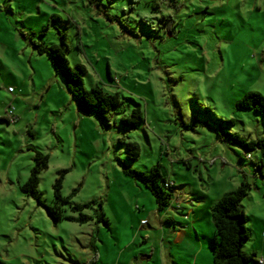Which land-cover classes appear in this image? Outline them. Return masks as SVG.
I'll return each instance as SVG.
<instances>
[{
	"label": "rangeland",
	"instance_id": "374dc122",
	"mask_svg": "<svg viewBox=\"0 0 264 264\" xmlns=\"http://www.w3.org/2000/svg\"><path fill=\"white\" fill-rule=\"evenodd\" d=\"M61 34L71 64L87 68V88L121 93L110 127L78 110L48 55L34 47L61 44ZM247 92L264 95V0H0V259L134 264L173 241L183 261L187 243L168 234L183 230L199 234L214 264L212 206L243 181L251 185L242 202L251 231L243 251L264 259V155L256 149L245 157L218 132L264 137L262 114L237 106ZM138 104L145 120L127 129L121 117ZM134 141L140 155L130 160L126 146ZM36 150L49 155L43 201L54 203V183L67 169L62 193L78 188L73 204L94 200L84 210L92 220H54L23 190ZM155 165L174 185L164 210L124 172ZM65 214L79 215L70 205Z\"/></svg>",
	"mask_w": 264,
	"mask_h": 264
},
{
	"label": "trees",
	"instance_id": "16d2710c",
	"mask_svg": "<svg viewBox=\"0 0 264 264\" xmlns=\"http://www.w3.org/2000/svg\"><path fill=\"white\" fill-rule=\"evenodd\" d=\"M93 2V0H91ZM52 18H55L52 15ZM62 43L46 44L44 42H34V47L40 53H46L55 69V72L62 76L65 85L73 97L80 112L95 116L102 121L103 127L111 126V111L120 106L123 102L121 93L107 91L101 85H95L87 88L84 83V75L87 68L83 64L72 65L67 57L66 50L68 46L65 36L61 34ZM239 108H253L260 112L264 118V95L260 92H247L241 100L237 102ZM144 113L141 105L134 107L130 114L121 117L122 125L127 128H135L144 122ZM232 122V121H231ZM198 122L191 123L195 126ZM187 125V124H186ZM189 126V125H187ZM221 136H227L231 142L239 145L245 151V157H252L250 153L259 149L264 155V137L258 139H247L238 132H232L228 128L222 127L218 130ZM127 155L130 160H135L140 155V144L138 142H129L126 146ZM49 165V155L36 150L34 165L31 174L25 184L22 186L26 192L37 196L39 202L43 204L49 216L54 220L70 219L81 223L88 222L94 217L84 212L85 208L92 205L95 201H89L83 204H73L72 197L77 193L75 188L71 194L63 195L64 169L54 183V203L46 204L39 192L40 174L47 169ZM124 172L143 182L152 192L158 204L159 210L167 209L171 206L174 193V185L171 180L164 175L158 165L153 166L149 171L125 166ZM251 185L243 181L237 188L227 191L212 206V217L215 225V232L211 236L210 248L213 254L214 264H249L250 261H259L257 253L248 254L243 251V244L251 236V231L247 227V214L242 204L243 199L249 194ZM70 205L74 212L79 215L65 214V206ZM99 219L109 225V220L103 210L98 214ZM260 262V261H259ZM0 264H6L0 259Z\"/></svg>",
	"mask_w": 264,
	"mask_h": 264
},
{
	"label": "crops",
	"instance_id": "0c3cea01",
	"mask_svg": "<svg viewBox=\"0 0 264 264\" xmlns=\"http://www.w3.org/2000/svg\"><path fill=\"white\" fill-rule=\"evenodd\" d=\"M144 221V219H142ZM169 237L174 238V242L184 244L187 243V246L182 247L185 252L181 253L183 257V261H179L177 258V254L173 249V241H170V247L163 246L159 256H156V251L152 250L149 254H141L142 256L139 258L138 256L134 257L137 259V262H133L134 264H151L150 261L155 260V264H212L207 260V251L206 247L203 246L201 240L199 238V234L196 238H194L193 234L190 231H179L173 232L168 231ZM200 240V241H199ZM132 241V240H131ZM130 241V243H132ZM164 236L162 237V243L165 242ZM132 261L131 256L128 257V262Z\"/></svg>",
	"mask_w": 264,
	"mask_h": 264
},
{
	"label": "built area",
	"instance_id": "2783aa9c",
	"mask_svg": "<svg viewBox=\"0 0 264 264\" xmlns=\"http://www.w3.org/2000/svg\"><path fill=\"white\" fill-rule=\"evenodd\" d=\"M8 114H9V118L11 121H16L18 119V116L15 113V110L11 109ZM260 262L263 263L264 259H261Z\"/></svg>",
	"mask_w": 264,
	"mask_h": 264
}]
</instances>
